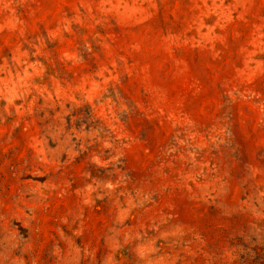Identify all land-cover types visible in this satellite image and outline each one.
Wrapping results in <instances>:
<instances>
[{
  "label": "rangeland",
  "instance_id": "rangeland-1",
  "mask_svg": "<svg viewBox=\"0 0 264 264\" xmlns=\"http://www.w3.org/2000/svg\"><path fill=\"white\" fill-rule=\"evenodd\" d=\"M0 264H264V0H0Z\"/></svg>",
  "mask_w": 264,
  "mask_h": 264
}]
</instances>
